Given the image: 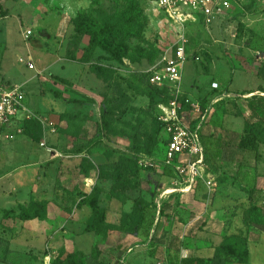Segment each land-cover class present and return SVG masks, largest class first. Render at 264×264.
<instances>
[{
    "label": "rangeland",
    "instance_id": "rangeland-1",
    "mask_svg": "<svg viewBox=\"0 0 264 264\" xmlns=\"http://www.w3.org/2000/svg\"><path fill=\"white\" fill-rule=\"evenodd\" d=\"M231 1L226 16L183 26L152 0H0V84H23L25 105L36 115L28 134L0 136V158L12 164L38 152L41 161L56 164L44 189L50 211L29 218L37 219V237L31 234L27 264L46 256L51 264H180L184 254L211 257L221 245L234 259L247 246L253 264H264V191L255 203L246 202L258 189L256 163L246 155L224 159L218 137L224 127L213 123L215 132L204 135V143L207 173L217 185L178 190L182 186L163 168L158 120L159 105L175 96L155 98L157 90L143 76L184 34L189 60L179 101L186 115L193 104L205 106V88L222 73L229 78L227 70L239 66L242 52H264L263 37L248 29L238 35L247 14L248 23L264 30V0ZM133 2L143 11L136 34L103 39L85 54L90 37L83 33L90 24L106 14L120 16ZM31 60L36 70L29 68ZM58 77L72 81L73 90L57 84ZM226 138L223 147L235 141ZM232 151L229 157L236 155ZM220 194L235 202L223 216L215 211ZM76 209L84 228L74 224Z\"/></svg>",
    "mask_w": 264,
    "mask_h": 264
},
{
    "label": "crops",
    "instance_id": "crops-1",
    "mask_svg": "<svg viewBox=\"0 0 264 264\" xmlns=\"http://www.w3.org/2000/svg\"><path fill=\"white\" fill-rule=\"evenodd\" d=\"M251 16L247 14L242 22L248 30H252L264 38L262 28L248 23ZM249 50L252 52H242L243 60L237 61L238 67L231 65L228 68L229 78H226L225 73H222L221 77L212 82V84L217 83L218 88L214 89L212 84L205 88L204 95L208 96L206 105L209 104L210 111L204 115L200 129L203 140L204 135L215 132V128L223 127L224 129L218 133L222 144H225V140L229 139L226 138L227 134L229 137L235 138L232 145L228 143V147H223L220 141L218 144L222 146L224 159L226 156L228 159H232L243 158L246 155L247 162H253L254 165L256 163L254 177L257 180L256 187L258 189H253L257 194L264 191V65L260 67V63H264V52L256 47H250ZM223 86L228 90L224 91ZM235 96L247 100H230ZM252 99L257 100L253 109L249 107V101ZM213 123H215V128ZM218 123L220 127H217ZM248 134L258 137V150L244 149L239 146L241 139ZM13 149L15 148L13 147ZM232 150L236 151V155L229 157L228 153H233ZM37 153L32 152L12 164L3 163L4 159L0 158V264H27V253L32 242L31 234L33 232L35 234L32 229L35 227L37 219H25L22 211L33 200L49 202L44 189L52 181L50 173L55 170L56 164L47 165L44 160L41 161L38 158ZM207 153L206 148L208 160L210 155ZM39 157L42 156L39 155ZM216 185L217 183L213 187ZM222 185L224 183H221V187ZM225 196L220 194L216 203L215 211L219 216L224 215L226 207L235 205L234 198L228 194ZM246 202L250 203V201ZM81 212L82 210L78 209L74 211V224L84 228L86 225L80 222ZM48 216L51 220L54 219L51 213ZM39 234L41 235L42 231L39 230ZM87 234L89 233L86 232L84 235L87 236ZM34 237H37V234ZM249 264H253L251 259Z\"/></svg>",
    "mask_w": 264,
    "mask_h": 264
},
{
    "label": "built area",
    "instance_id": "built-area-1",
    "mask_svg": "<svg viewBox=\"0 0 264 264\" xmlns=\"http://www.w3.org/2000/svg\"><path fill=\"white\" fill-rule=\"evenodd\" d=\"M152 1L169 19L183 26L188 22H199L201 19L209 21L224 17L232 8L231 0ZM31 33V30L27 31V35ZM174 49L175 55L170 56L171 49L167 51L159 65L150 71L149 77L152 85L166 89L175 96L169 104L159 105V121L163 125L164 134L163 168L175 185L182 186L178 189L180 191H189L200 182L212 188L215 182L207 173L206 146L200 129L202 119L210 111V106L193 104L191 113L184 114L179 101L183 73L189 60L188 40L184 34L179 37ZM29 68L37 69L32 60ZM212 87L215 89L219 86L213 83ZM35 117L34 112L25 105L23 84H0V135L5 133L14 138L24 133L26 122ZM145 165L153 166V163L146 162ZM206 176L209 179H206ZM187 256L188 254H184L183 257ZM50 259V256H46L40 264H51Z\"/></svg>",
    "mask_w": 264,
    "mask_h": 264
},
{
    "label": "trees",
    "instance_id": "trees-1",
    "mask_svg": "<svg viewBox=\"0 0 264 264\" xmlns=\"http://www.w3.org/2000/svg\"><path fill=\"white\" fill-rule=\"evenodd\" d=\"M131 8L128 10H124L120 16L115 15V14H106L102 16L101 21L99 23H91L90 24V29L86 30L84 32V35H88L90 37L89 39V44L85 48L86 52L85 54L93 53L95 50L96 46L103 40L107 38H111L113 36L119 35L123 33L125 36L130 37L136 34L137 31V26L140 21V18L142 16V9L140 6L136 3L133 2L131 3ZM242 29H247L246 25L241 21L239 23L238 27V35L241 34ZM252 35H255V33L250 30ZM85 54L83 55L82 59L85 57ZM175 55V49L174 46L170 50V56ZM144 77H147V80L149 82V77H150V72H147L143 74ZM55 82L60 85H64L67 88H70L73 90V84L72 81H70L67 78L63 77H58L56 78ZM75 87V86H74ZM155 89L157 90V93L154 94L155 98L156 95L158 94H163L165 97H169V94H171L168 90L166 89H161L156 86ZM75 90V88H74ZM57 96H61L62 94L60 92H55ZM159 103H161L160 98L157 99ZM257 100H250L249 101V107L253 109V107L256 105ZM159 120V119H158ZM33 120H29L25 124V132L28 134L30 126L32 125ZM159 127L161 130H163V125L159 121ZM33 139L35 141L38 140L37 136H34ZM258 137L254 136L252 134H248L245 137H243L239 143V146L244 149H250V150H258L259 148V142ZM255 196H256V191L254 189L250 190V196H249V201L250 203H255ZM48 209V201H31L30 204L23 209V217L25 219H29L32 217L37 216L40 214L42 210ZM247 247V246H246ZM245 247L244 249V255L242 258L234 259L230 255L224 254V247L223 245L218 246L215 250V253L213 256H200L196 254H190L185 258H182L180 260V264H230V263H239V264H249L250 263V257L248 254V249ZM95 253L100 256L102 253V248L100 244H97L95 246Z\"/></svg>",
    "mask_w": 264,
    "mask_h": 264
}]
</instances>
